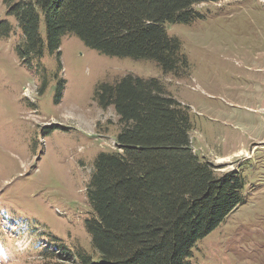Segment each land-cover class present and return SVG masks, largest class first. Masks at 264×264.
Here are the masks:
<instances>
[{
    "label": "rangeland",
    "instance_id": "rangeland-1",
    "mask_svg": "<svg viewBox=\"0 0 264 264\" xmlns=\"http://www.w3.org/2000/svg\"><path fill=\"white\" fill-rule=\"evenodd\" d=\"M18 1L0 0V22L12 25L0 36V264H52L60 246L100 259L85 224L87 190L98 153L118 150L121 124L96 92L128 73L160 78L189 108L194 152L220 173L246 176L244 201L197 241L191 264H264V0L204 1L193 6L202 18L167 24L190 62L181 76L102 53L74 33L50 53L44 18L45 54L30 67L8 14Z\"/></svg>",
    "mask_w": 264,
    "mask_h": 264
},
{
    "label": "trees",
    "instance_id": "trees-1",
    "mask_svg": "<svg viewBox=\"0 0 264 264\" xmlns=\"http://www.w3.org/2000/svg\"><path fill=\"white\" fill-rule=\"evenodd\" d=\"M204 1L218 0H20L8 14L23 31L17 50L30 67L45 54L44 18L50 53L74 33L102 53L152 60L181 76L190 62L166 25L202 18L193 6ZM11 30L9 20L0 22V36ZM63 89L60 82L57 102ZM96 99L104 109L114 106L121 124L118 150L98 153L87 190L85 224L100 259L60 246L52 264H191L197 241L244 201V172L220 173L194 152L189 108L158 77L128 73L102 83Z\"/></svg>",
    "mask_w": 264,
    "mask_h": 264
}]
</instances>
